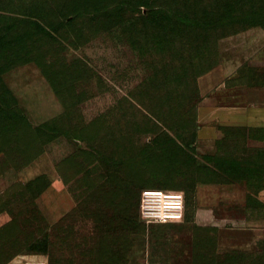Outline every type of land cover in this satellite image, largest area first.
I'll return each mask as SVG.
<instances>
[{
	"label": "rangeland",
	"instance_id": "rangeland-1",
	"mask_svg": "<svg viewBox=\"0 0 264 264\" xmlns=\"http://www.w3.org/2000/svg\"><path fill=\"white\" fill-rule=\"evenodd\" d=\"M116 1L0 0V75L34 62L64 107L33 130L0 79V151L11 184L0 206L9 217L0 264L18 254L46 264H264V244H253L264 223L253 231L240 223L258 210L233 208L243 190L217 183L224 177L211 164L227 145L233 157L258 156L262 165L251 171L260 173L264 151L243 139H262L264 130L230 131L224 142L195 138L200 78L226 77L223 43L264 30V0H244L238 14L247 19L237 25L220 18L234 0H140L122 11ZM47 26L60 38H43ZM178 140L181 147L169 142ZM23 167L31 171L25 185L14 175ZM53 179L62 189L50 187ZM145 189L184 191L182 218L144 223ZM50 211L59 214L52 224Z\"/></svg>",
	"mask_w": 264,
	"mask_h": 264
},
{
	"label": "crops",
	"instance_id": "crops-1",
	"mask_svg": "<svg viewBox=\"0 0 264 264\" xmlns=\"http://www.w3.org/2000/svg\"><path fill=\"white\" fill-rule=\"evenodd\" d=\"M223 49L227 57V66L231 67L226 77L220 79L216 71H211L200 78L203 98L197 109V141L219 140L223 129L264 130V30L253 28L230 36L223 43ZM0 78L33 128L42 126L64 112L63 104L36 63L27 62L10 68L3 72ZM250 142L254 147L264 151V138L254 139L247 136L243 139V144L247 143V148L250 147L248 145ZM5 156L3 151H0V206L5 196L8 199L11 186L9 164ZM14 175L18 181L25 185L31 171L29 168L23 167L16 169ZM60 182L53 179L49 185L51 188L60 190L62 189ZM222 186L227 190H234L235 187L241 186L239 188L243 190L244 202L233 208L242 211L250 206L258 211H254L255 215H250V217L245 214L240 223L248 224V227L244 229L252 231L262 229L260 225L264 223V216L261 213L264 209V198L261 194H264V185L251 187L258 191L259 202L250 204H247L245 198L246 191L249 189L246 180L241 183H224ZM41 200L42 198L37 200V204L42 212ZM73 206L74 201L71 200L69 210ZM58 215L54 211H50L47 216L48 222L55 223ZM8 220V213L0 211V229ZM235 222L232 220L231 224ZM253 244L255 247H258L259 244L263 245L264 235L257 236ZM37 257L39 255L18 254L13 257L12 261L19 258L36 259Z\"/></svg>",
	"mask_w": 264,
	"mask_h": 264
},
{
	"label": "trees",
	"instance_id": "trees-1",
	"mask_svg": "<svg viewBox=\"0 0 264 264\" xmlns=\"http://www.w3.org/2000/svg\"><path fill=\"white\" fill-rule=\"evenodd\" d=\"M143 2H145V1H140V0H131V1L130 0H120V1H116V5L113 7V9H115L117 11H122L124 9L131 8L133 6L141 5ZM244 5H245V1L244 0H234V2L233 1L230 2V4L227 6V10L229 11V13L225 17L223 16V17H220V18H223L224 20L227 19L228 24H230L232 21H234V25L243 23L244 21H246L247 17H245V14H243V12L241 14H238V10H240V8L243 7ZM23 16H24L23 18H25L26 20L28 18L29 20L36 21L35 22V25L38 24L40 28L42 27L40 25H44L42 23L41 24L39 23V21L37 20L36 16L30 15V14H25ZM122 19L124 20L125 18L123 17ZM22 23H21V25L24 26V22H22ZM11 25L14 26V24H11ZM47 28H48V26H47ZM57 36H59L58 33L56 32V30L54 29V27H52V28H48V32L46 33V36H44L43 38H46L47 40H49V39L52 40L53 39V41H55L56 38H58V39L60 38V37H57ZM28 62H31V61H28ZM5 71H3V72H5ZM46 76L48 77V75H46ZM49 80H50V78H49ZM184 112H185V110H184ZM41 127L42 126L33 128L31 126V128L33 130L40 129ZM196 130H197V128H196ZM225 130H227V131H225ZM239 130H241V129H237V130L223 129V131L221 133L222 134L221 138L219 140H216V141H221L222 140V142H224L226 140V138H224L223 136H227V134H228V136H232V134L230 133V131H232V132L234 131L235 132V131H239ZM195 138L197 139V137H196V131H195ZM233 138H235V137H231L230 139H233ZM169 142L172 143V144H176V145H179L180 146V144H182L183 141L181 140L179 142H175V141L174 142L173 141H169ZM229 143H231V142H229ZM223 144L224 143H222V145ZM232 144H235V143H232ZM217 145H219V147H220L221 144H217ZM224 146H225L224 147V150H227V152L225 151L227 154L221 153L219 151L217 153V155H216V158H211V160H212V162H211L212 169H213V171H216L214 173H217V175L224 177V180L219 181L217 183L236 182L237 180H241V181L242 180H246V182L249 183L252 179H255L256 181H258L259 185H264V170H262L260 173H257V174H252V171H251L253 169H257L255 167L260 166L259 164L262 165V161H260L258 159V156L255 157V156L247 155L246 157H244L243 155H241L242 159L240 157H233L232 153L228 152V149L229 148L227 147V145H224ZM252 153H254V152H252ZM241 160H242V163H241V169H240V173H239V174H241V176H239L236 173V171H237L236 168H237V162L238 161H241ZM238 164H240V162ZM234 174H235V176L238 175L239 178L238 179H235ZM241 177H242V179H241ZM248 188L249 189L246 191V197H245L246 198V201H247V204H250L252 202H259V199L257 197L258 191L257 190H254V189H251V187H248ZM175 190H178V189H175ZM180 191H182V190H180ZM182 192L184 193V191H182ZM226 259L228 260V258H226Z\"/></svg>",
	"mask_w": 264,
	"mask_h": 264
},
{
	"label": "built area",
	"instance_id": "built-area-1",
	"mask_svg": "<svg viewBox=\"0 0 264 264\" xmlns=\"http://www.w3.org/2000/svg\"><path fill=\"white\" fill-rule=\"evenodd\" d=\"M183 209L184 193L180 190L145 189L140 194L139 216L144 223L180 220ZM7 264H46V260L20 259Z\"/></svg>",
	"mask_w": 264,
	"mask_h": 264
},
{
	"label": "water",
	"instance_id": "water-1",
	"mask_svg": "<svg viewBox=\"0 0 264 264\" xmlns=\"http://www.w3.org/2000/svg\"><path fill=\"white\" fill-rule=\"evenodd\" d=\"M151 264H165V263H151Z\"/></svg>",
	"mask_w": 264,
	"mask_h": 264
}]
</instances>
